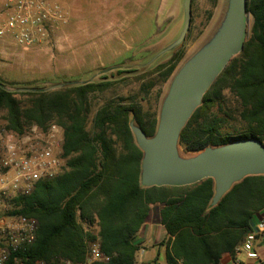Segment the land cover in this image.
<instances>
[{
  "label": "trees",
  "instance_id": "1",
  "mask_svg": "<svg viewBox=\"0 0 264 264\" xmlns=\"http://www.w3.org/2000/svg\"><path fill=\"white\" fill-rule=\"evenodd\" d=\"M247 12L252 19L249 37L182 129L178 147L183 152L245 139L264 145V0H247ZM176 59L154 70L168 67L167 77ZM109 85L11 91L0 80V112L6 113L7 130L23 134L33 126L44 128L55 122L64 135L63 171L16 200L14 213L38 223L35 243L24 255L31 261L60 257L78 263L84 260L88 243L98 239L101 252L110 258L99 264H137L141 248L137 234L150 207L158 204L166 232L159 245L164 247L166 264H220L225 254L233 257L244 236L264 219V175L234 184L216 206H211L212 179L184 187H143L142 152L129 123L133 121L150 137L158 120L142 119L134 105L108 104L94 113L87 130L88 94ZM78 219L88 227L97 221L98 233L84 231Z\"/></svg>",
  "mask_w": 264,
  "mask_h": 264
},
{
  "label": "rangeland",
  "instance_id": "2",
  "mask_svg": "<svg viewBox=\"0 0 264 264\" xmlns=\"http://www.w3.org/2000/svg\"><path fill=\"white\" fill-rule=\"evenodd\" d=\"M48 1L58 8L60 21L40 44L23 48L8 37L0 38V80L11 91L18 87L50 90L57 85L110 83L108 88L88 94L87 130L94 113L108 104L134 105L142 119L158 120L173 78L216 36L228 8V0H192L189 30L176 47L185 22L183 0ZM251 22L250 16L247 39ZM174 56L177 59L170 75L164 76L168 67L154 70ZM223 95L230 97L228 90ZM5 116L0 112V129L6 125ZM178 151L181 157L196 154L180 147ZM160 207L152 205L150 216L155 217ZM77 222L92 235L99 231L97 221L90 227L80 219ZM162 250L164 255V247ZM162 258L157 264H166ZM239 259L245 260L243 253Z\"/></svg>",
  "mask_w": 264,
  "mask_h": 264
},
{
  "label": "water",
  "instance_id": "3",
  "mask_svg": "<svg viewBox=\"0 0 264 264\" xmlns=\"http://www.w3.org/2000/svg\"><path fill=\"white\" fill-rule=\"evenodd\" d=\"M184 28L177 46L191 24V0H183ZM250 15L247 0H228L225 18L216 36L198 51L173 78L162 103L155 133L148 137L129 123L142 152L140 184L150 187H184L205 179L214 181L211 206H216L232 186L246 177L264 175V145L257 139L208 147L190 157L178 151L180 133L204 94L247 39ZM53 86L50 90L60 88Z\"/></svg>",
  "mask_w": 264,
  "mask_h": 264
},
{
  "label": "built area",
  "instance_id": "4",
  "mask_svg": "<svg viewBox=\"0 0 264 264\" xmlns=\"http://www.w3.org/2000/svg\"><path fill=\"white\" fill-rule=\"evenodd\" d=\"M60 21L58 8L48 0H6L0 20V38L8 37L17 46L40 44L53 24ZM63 128L50 122L44 128L31 127L16 134L0 129V264H99L109 256L100 250L98 239L87 245L82 262L66 258L31 261L24 253L34 245L37 220L15 214L16 200L31 194L37 184L58 176L66 165L63 156ZM264 233L260 220L235 248L230 264H264L256 242ZM243 253L245 260L239 259ZM23 254V256H18Z\"/></svg>",
  "mask_w": 264,
  "mask_h": 264
},
{
  "label": "crops",
  "instance_id": "5",
  "mask_svg": "<svg viewBox=\"0 0 264 264\" xmlns=\"http://www.w3.org/2000/svg\"><path fill=\"white\" fill-rule=\"evenodd\" d=\"M6 0H0V12L3 14ZM264 220V219H262ZM259 222V221H258ZM257 222V223H258ZM166 238V232L159 220V209L155 217H151L150 213L145 221L144 226L137 234V242L140 244L138 257L139 264H157L163 260V250L159 245ZM257 250L264 257V233L258 237L256 242ZM156 259V260H155ZM232 258L225 254L220 264H230Z\"/></svg>",
  "mask_w": 264,
  "mask_h": 264
}]
</instances>
